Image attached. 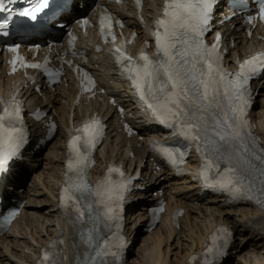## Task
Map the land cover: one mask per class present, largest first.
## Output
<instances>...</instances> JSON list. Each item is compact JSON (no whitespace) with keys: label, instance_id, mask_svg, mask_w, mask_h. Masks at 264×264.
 Returning a JSON list of instances; mask_svg holds the SVG:
<instances>
[{"label":"snow or ice","instance_id":"1","mask_svg":"<svg viewBox=\"0 0 264 264\" xmlns=\"http://www.w3.org/2000/svg\"><path fill=\"white\" fill-rule=\"evenodd\" d=\"M216 2L164 0L162 12L154 22L152 31L155 55L149 56L146 49H142L140 55L133 58L124 53L123 46L117 47L114 54L116 62L153 116L166 126L175 128L176 134L185 141L195 144L204 160L201 175L205 180H209V172L215 169L217 178L211 181V186H218L233 194L248 195L264 206V156L255 153V142L249 144L245 135V129L250 126L246 118L251 103L250 80L264 73V52L239 63L234 73L224 69L219 35L215 43L209 45L205 42ZM240 3L246 6L247 0H240ZM258 3L260 18L264 19V0H258ZM137 4H140V0H137ZM46 7L48 0H40L32 10L25 9L20 14L35 20ZM111 23L110 16H102V32L105 29L110 32ZM49 75L58 73L49 72ZM85 78L90 85L94 84L86 74ZM102 131L100 121L93 119L69 133L66 182L61 203L72 208L81 221L87 210L92 227L85 239L89 252L85 253L83 264H107L104 257L118 259V249L124 247L122 242H114L113 238L102 235L97 228V221L106 224L116 218L114 206L123 200L127 182H114L112 173L119 172L123 176V172L110 166L105 178L98 181L95 187L86 180V170L92 163V151ZM24 132L21 102L15 96L9 101L0 99V171L5 170L7 160L26 142ZM160 150L173 164L177 163V154L181 161L185 154L178 147ZM249 156L259 161L260 167L253 165ZM221 161L227 165L223 172L219 171ZM253 173L257 174L255 178ZM256 179L260 183L259 197L250 195ZM93 197L95 200L89 202ZM81 201L85 202L83 206ZM93 203L103 206L102 213L96 209L97 215H93ZM15 215V211L9 213L5 221ZM217 232L227 235V230L223 228ZM211 239L212 246L207 249L206 255L223 254L227 239L222 244L217 243L221 239L218 234H213ZM39 264H57V261L45 251ZM205 264H211V261L206 260Z\"/></svg>","mask_w":264,"mask_h":264},{"label":"bare ground","instance_id":"2","mask_svg":"<svg viewBox=\"0 0 264 264\" xmlns=\"http://www.w3.org/2000/svg\"><path fill=\"white\" fill-rule=\"evenodd\" d=\"M128 21L131 25L135 26L137 24L136 19L128 18ZM233 35V34H231ZM237 39L236 42H238V49H240L242 52L244 50V46L246 44L245 38L243 35H240V33L237 32ZM240 43V45H239ZM240 52V51H239ZM229 60V63L231 62L230 56L227 58ZM107 71L108 73H105L109 76L110 70L107 68H103V73ZM113 81H116L117 78L112 75L109 76ZM115 90H118L121 92V97L125 96L124 86L121 84H116V87H114ZM69 92L70 87L65 88L64 86L58 87L54 91H47L44 90L43 96L46 98V100L49 102L48 106H51L56 113L60 112L59 114V120L62 121L63 116L68 114L67 109L70 106L69 102ZM32 95V91L30 92ZM41 97V101H37V104L42 105L43 99ZM103 97V96H102ZM32 98V97H31ZM103 101L98 102L97 104H90V108L92 110H96L98 112H102L103 115L108 117L109 127L110 130L108 132V137L105 140V143L101 149H99L96 159L98 161L97 166L99 168L94 167L92 170V173H98V171L101 170V165L105 163V159H115L116 161H126L127 160V152L129 150H132L135 152L137 151V148L135 147L137 141V137H127L124 133L122 134L121 131L119 132V127L116 126L115 119H117L116 111L112 108V106H109L107 104V100L109 96L105 97ZM264 100V86L261 87V92L259 94V97L256 102V108L253 112L254 119H258L260 116V112L264 111V103H262ZM47 106V107H48ZM46 107V108H47ZM133 109L132 112H130L129 116L127 117L130 123H132L137 128L139 127H146L144 123L142 122L145 118L143 116V112L141 110L136 109L134 107H130V109ZM86 112V110H84ZM140 134V133H139ZM262 138L264 139V132H262ZM64 134L62 131L58 132L57 142L54 146V150L52 151V155L56 157L57 159L54 160V172H52V183L41 182L38 180L32 173H29L27 171L26 166H21L20 171H16L18 179V185L16 186L17 189L21 187L27 186L28 191L23 193L25 196H28L27 198V208L23 212V215L21 218L14 222L12 224V227L17 222H21L24 217H27V222L31 221L32 218L35 216V227L38 232L43 233L42 235H39L41 238L36 241V245H43L45 244V241L50 239L52 236L58 234L61 232V229L63 228L66 230L68 219L62 216L60 214L59 209L57 208V186L62 181V174H63V155H64ZM144 149V145L138 150V153L135 154L138 157H141L143 159V152L140 153V151ZM117 151L119 152V156L116 157V155H113V152ZM143 151V150H142ZM140 153V154H139ZM139 154V155H138ZM105 157V159H103ZM39 160V156L36 157ZM36 160V159H35ZM147 161L145 162V165L143 169L145 170V174L148 173L151 175L152 179H156L155 183L156 186L151 187L152 191H157L159 188L165 189L168 185V189H171L173 185L178 184L179 181L184 180V182L191 183V179L189 177H175L173 173H169L168 175L164 176L163 178L158 176L157 174H151V171L147 168ZM130 164V163H129ZM32 165V164H31ZM193 185V183H191ZM39 186H42V188H45L47 191H41L39 189ZM194 186V185H193ZM33 191L36 193L38 190H40L39 193L43 196V201L38 202V200L33 198V194L28 193ZM167 190V189H166ZM169 201H172L174 198H171L168 196ZM184 201L176 202L179 206L183 204L187 198L183 199ZM200 202L202 205L205 206V208H202L201 205L197 204L196 202ZM172 202V203H173ZM188 202L192 203V206L187 209V212H185L183 218H184V225L180 223V229H173L171 225L167 222L162 220V222H167V225H164L165 231L167 235H173L174 238V244L177 245L180 244V254L181 256L178 258L177 262L174 261V263H171L168 258L166 257V254L164 251H161L160 243L161 239H165L166 241V247H168L170 244L168 243L167 235L159 237L157 242L154 240L150 245L146 246V243H149L148 239H145L143 241V246L140 247V253L141 258L146 262V264H184L185 259L190 255L192 251H194L198 246H200L203 242V236L207 233V231L217 222H225L229 224L237 236L239 237V242L237 244H233L231 248V255L230 257L223 263V264H264V224L261 225L259 223L262 222L261 215L258 210L253 209L250 207V205H243L238 208H231L230 206H227L225 200L219 199L218 197H213L211 195L207 196H199L198 190L194 191L191 196L189 197ZM43 203V204H42ZM33 211V212H31ZM132 210H130L131 212ZM129 212V213H130ZM138 213L136 215V212L133 214V221L140 220ZM30 215V217H29ZM136 215V216H135ZM30 218V219H29ZM255 222L258 221V229L257 232L252 231L249 227L245 225L246 222ZM31 224V223H30ZM128 224V223H127ZM188 224H191L190 228H188V234H185V230L183 231L182 228H185V226H188ZM34 227L33 225H31ZM31 227V228H32ZM194 228V231L192 230ZM12 229V228H11ZM10 229V230H11ZM130 230V228H129ZM131 231V230H130ZM133 232V231H131ZM130 232V234H131ZM159 232V231H158ZM196 233V235L193 237L192 234ZM72 234V229L68 230L67 232H64L65 235V241H66V248L68 257L70 258V261L73 262V249L75 247L76 241L74 239H70L69 235ZM134 238V237H133ZM33 251L31 252L34 254L37 251L36 246H34ZM1 254V253H0ZM2 256H6V258H3ZM10 257H14L17 259L22 260L17 254L13 253L7 255L4 253V255H0V264H17L16 261L13 260ZM29 264H32L34 259L32 257H29Z\"/></svg>","mask_w":264,"mask_h":264},{"label":"rangeland","instance_id":"3","mask_svg":"<svg viewBox=\"0 0 264 264\" xmlns=\"http://www.w3.org/2000/svg\"><path fill=\"white\" fill-rule=\"evenodd\" d=\"M57 142V136L54 137L47 146L41 151L39 155V160H36L34 163H32V169L29 170V173H32L38 180L41 182L52 183V172H54V164L57 158L52 155V151L54 150V146ZM116 154V151H114L113 155ZM119 156V152H117L116 157ZM39 189L41 191H47L45 188H42V186H39ZM40 190H38L36 193L30 190V192L33 194V198L38 200V202L43 201V196L41 195ZM28 191L26 189L24 193ZM182 192V191H179ZM43 204V203H42ZM33 212V211H31ZM30 217V215H29ZM27 217H24L21 222H17L14 227L7 233V235L0 237V255L11 254L13 253L17 254L22 260L10 257L13 260L16 261L17 264H29V257L31 256V252L33 251L34 246L38 243H36L37 240H39L41 237L39 235H42L43 233H40L37 231L35 225V216L32 218V222H27ZM30 219V218H29ZM31 223V224H30ZM129 226H134L135 223L132 218L128 219ZM33 225L34 227H32ZM191 224H188V226H185V234H188V228H190ZM32 227V228H31ZM194 231V228L192 229ZM159 231V232H158ZM167 235L165 231L164 225L161 223L158 224V226L151 230V231H144L143 227L136 232L135 236V244L131 249V252L128 254V264H146V262L141 258L140 253H138L141 249L140 247L143 246V241L145 239L149 240V243H146V246L152 244V242L155 240L161 238V236ZM196 233L192 234L194 237ZM172 236V235H171ZM170 235H167L169 246L166 247V241L165 239H161L160 248L161 251H164L166 256L168 257V260L171 263H174V261L177 262L178 258L181 256L180 254V244L177 245L174 244V241L172 240ZM3 258H6V256H2ZM178 263V262H177Z\"/></svg>","mask_w":264,"mask_h":264}]
</instances>
